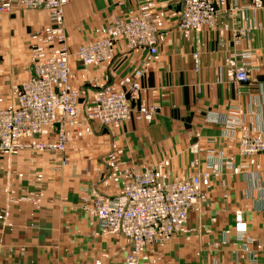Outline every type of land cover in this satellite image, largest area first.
I'll return each instance as SVG.
<instances>
[{
  "label": "crops",
  "instance_id": "obj_1",
  "mask_svg": "<svg viewBox=\"0 0 264 264\" xmlns=\"http://www.w3.org/2000/svg\"><path fill=\"white\" fill-rule=\"evenodd\" d=\"M183 2L70 0L65 32L82 112L100 87L117 88L143 69L132 105L153 106L156 113L152 121L134 118L120 128L83 122L82 134L71 128L63 153L28 149L0 155V264H123L129 243L122 235L103 234L83 199L118 194L121 184L106 174L109 165L143 170L165 160L170 178L199 174L214 164L220 168L200 206L191 210L187 231L162 250L165 260L264 264V154L240 155L238 126L264 135V4L229 0L216 27L186 38L179 28ZM145 5L160 16L158 59L118 40L112 63L78 62L80 46L100 40L118 18L138 14ZM52 26L44 8L0 12V108L15 103L16 91L33 72V35ZM228 59L248 64L252 79L231 80ZM238 211L248 224L244 233L235 228ZM154 250H146L145 264Z\"/></svg>",
  "mask_w": 264,
  "mask_h": 264
},
{
  "label": "built area",
  "instance_id": "obj_2",
  "mask_svg": "<svg viewBox=\"0 0 264 264\" xmlns=\"http://www.w3.org/2000/svg\"><path fill=\"white\" fill-rule=\"evenodd\" d=\"M70 0H0V12L15 6L50 11L53 26L33 35L31 46L33 72L16 91L12 106L0 108V155L16 156L32 149L63 153L71 140V128L79 131L83 122H97L106 127L120 128L137 120L152 121L156 108L133 107L132 102L141 91L143 69L119 81L118 87H100L82 112L79 108L81 90L73 86L70 69L71 51L65 32V8ZM229 0H184L179 28L186 38L206 28H214L221 8ZM263 7V0H254ZM160 16L145 5L138 14L127 19L118 18L100 40L78 48L75 56L85 66L109 64L115 59V44L124 40L138 50L146 48L150 60L158 59ZM198 61V55H195ZM228 77L237 82L252 79L248 64L227 60ZM239 140L241 156L264 154V135L254 134L244 124ZM82 134L81 131L78 132ZM50 137H52L50 139ZM198 145H195V149ZM114 168L111 178L121 184L116 195L95 193L92 201L84 198L85 210L96 220L103 234L122 235L129 243L123 264H143L146 250L162 246L176 234L186 232L191 210L200 206L206 188L220 168L214 164L199 174L169 179L165 160L143 170ZM238 171V169H235ZM235 228L244 233L248 224L242 211L236 214ZM96 264H103L97 260Z\"/></svg>",
  "mask_w": 264,
  "mask_h": 264
},
{
  "label": "rangeland",
  "instance_id": "obj_3",
  "mask_svg": "<svg viewBox=\"0 0 264 264\" xmlns=\"http://www.w3.org/2000/svg\"><path fill=\"white\" fill-rule=\"evenodd\" d=\"M13 94H14V91H13ZM0 101H1V99H0ZM9 106H12V104L10 105H8V107ZM91 129H92V127L91 128H88V132H90L91 131ZM108 171H106V174L108 175V177H111V173H112V171H113V167L112 166H110L109 165V167H108ZM167 174H168V176H169V178H170V174H169V172H167ZM175 177H172V178H170L171 180L172 179H174ZM173 239V238H172ZM171 239V240H172ZM170 240V241H171ZM169 241V242H170ZM173 241V240H172ZM169 242H167V243H165L164 245H162V246H155V247H150V248H155L156 250H154V252L156 253V255H155V257L153 258V259H147V260H145V262H148L149 264H165V261L167 260H165V258H164V254H163V251H164V249H165V247L167 246V244H169ZM163 250V251H162ZM173 259H175V257L174 258H171V260L170 259H168L167 260V264H176V261H174ZM177 260V259H176ZM144 263V262H143ZM145 264V263H144Z\"/></svg>",
  "mask_w": 264,
  "mask_h": 264
}]
</instances>
